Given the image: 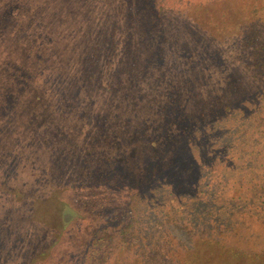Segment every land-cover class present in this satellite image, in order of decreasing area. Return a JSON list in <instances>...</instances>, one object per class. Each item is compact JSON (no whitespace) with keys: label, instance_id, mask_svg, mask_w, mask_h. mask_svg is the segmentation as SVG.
I'll return each instance as SVG.
<instances>
[{"label":"trees","instance_id":"1","mask_svg":"<svg viewBox=\"0 0 264 264\" xmlns=\"http://www.w3.org/2000/svg\"><path fill=\"white\" fill-rule=\"evenodd\" d=\"M180 1L182 9L163 0L151 7L157 24L152 33L159 36L152 40L151 60L126 56L120 71L132 77L105 71L97 80L103 104L128 99L151 110L144 115L137 108L133 128L151 150L149 181L129 190L113 185L114 179L103 185L105 175L121 174L108 172L120 161L118 107L94 111L99 98L91 93L85 112L59 119L86 137L82 179L95 207L91 218H113L104 228L105 245L113 244L116 228L139 239L138 225L151 217V242L131 241L127 246L144 254L125 264H264V0ZM104 57L107 67L113 61ZM117 84L139 88L126 89L117 100ZM40 181L48 189L44 194L57 196L52 177L41 172L34 183ZM150 181L151 200L113 206L119 190L133 195ZM123 217L130 221L124 227ZM168 225L185 229L189 239L169 235ZM127 246L106 255L114 262Z\"/></svg>","mask_w":264,"mask_h":264},{"label":"rangeland","instance_id":"2","mask_svg":"<svg viewBox=\"0 0 264 264\" xmlns=\"http://www.w3.org/2000/svg\"><path fill=\"white\" fill-rule=\"evenodd\" d=\"M156 1L0 0V264H125L144 254L127 245L141 239L151 242V217L138 225L143 227L139 239L116 228L113 244L105 245L104 228L113 218L99 216L102 223L91 218L95 207L87 201L88 185L85 190L82 179L88 170L86 137L72 131L59 115L85 112L91 93L99 98L92 110L103 114L118 107L120 161L108 172L121 174L105 175L103 185L114 179L113 185L128 189L151 179V150L133 132L135 111L142 108L150 115L151 110L128 99L103 104L106 96L99 95L97 80L105 71L132 77L120 71L126 56L131 62L136 55L151 60L152 40L157 37L152 33L157 24L151 7ZM163 2L170 9L183 7L180 0ZM104 55L113 61L109 67L104 66ZM115 87L117 100L126 89L139 88ZM41 172L52 177L57 196L44 194L45 181L34 183ZM122 190L113 202L119 209H127L130 201L151 200V181L133 195ZM62 203L68 215L63 212L61 217ZM129 222L123 217L121 226ZM165 232L179 241L190 236L169 225ZM120 244L127 247L113 262L106 254Z\"/></svg>","mask_w":264,"mask_h":264}]
</instances>
